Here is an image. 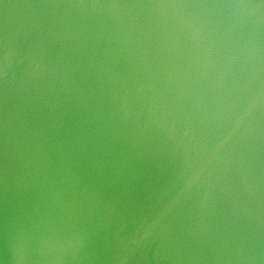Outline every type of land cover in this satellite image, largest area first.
<instances>
[{
  "label": "water",
  "instance_id": "95a60500",
  "mask_svg": "<svg viewBox=\"0 0 264 264\" xmlns=\"http://www.w3.org/2000/svg\"><path fill=\"white\" fill-rule=\"evenodd\" d=\"M0 264H264V0H0Z\"/></svg>",
  "mask_w": 264,
  "mask_h": 264
}]
</instances>
